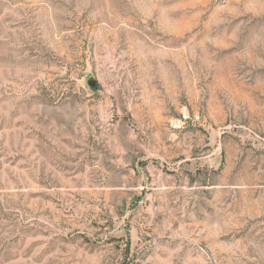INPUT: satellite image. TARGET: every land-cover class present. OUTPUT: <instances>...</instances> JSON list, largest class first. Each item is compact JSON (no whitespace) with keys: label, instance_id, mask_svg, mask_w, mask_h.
I'll return each mask as SVG.
<instances>
[{"label":"rangeland","instance_id":"374dc122","mask_svg":"<svg viewBox=\"0 0 264 264\" xmlns=\"http://www.w3.org/2000/svg\"><path fill=\"white\" fill-rule=\"evenodd\" d=\"M0 264H264V0H0Z\"/></svg>","mask_w":264,"mask_h":264},{"label":"water","instance_id":"95a60500","mask_svg":"<svg viewBox=\"0 0 264 264\" xmlns=\"http://www.w3.org/2000/svg\"><path fill=\"white\" fill-rule=\"evenodd\" d=\"M87 86L91 89V90H95L96 88V82L93 78H89L87 80Z\"/></svg>","mask_w":264,"mask_h":264}]
</instances>
